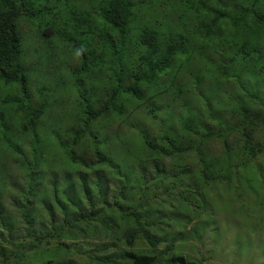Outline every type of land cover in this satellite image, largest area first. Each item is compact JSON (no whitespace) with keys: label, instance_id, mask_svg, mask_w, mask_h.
Segmentation results:
<instances>
[{"label":"trees","instance_id":"obj_1","mask_svg":"<svg viewBox=\"0 0 264 264\" xmlns=\"http://www.w3.org/2000/svg\"><path fill=\"white\" fill-rule=\"evenodd\" d=\"M21 24L34 28L28 29L29 42L32 43L30 49L37 56L50 60L47 53L53 55L55 47L63 46L78 58L76 65H67L73 97L77 99L74 111L67 112L71 119L67 121L61 114L54 116L49 120L51 125L48 129H43L40 124L42 119L46 121L49 118L52 104L42 91L38 103H34L27 88L31 73L27 68L28 55ZM204 50L209 68L206 75L210 77L217 72L221 78L233 80L242 98L229 100L228 95L219 92L214 83L206 79L208 77L204 79L206 84L202 85L195 75L191 78V85L185 86L189 90L182 87L176 93H186L192 103L190 91L199 86L206 90L204 96L208 100L204 102L205 112L199 110L194 116L197 120L186 118L183 121V129L192 136L189 143L180 144L168 128L169 132L163 131L160 135L168 145L167 150L155 147V141L149 138V130L138 131V139L144 149L158 150L177 160L185 157L182 153L185 151H193L198 157L197 162L202 167L198 186L192 185L194 179L186 185H181L182 180H174L179 175L190 174V163L177 162L180 169L172 170L171 175L174 189L180 187L172 194L196 209L197 215L209 210L204 204L208 188L205 190L204 187L209 185V189H216L222 184L229 190L230 178L226 174L223 178L220 173L226 172L229 167L234 176L239 170H245L248 177L246 180L245 176L242 178L247 189H243L249 196H244V192L235 186L238 189L236 201H239L238 209L249 218L256 199L263 200V196L256 194L259 185L252 181L254 176L249 169L256 171L254 165L264 157V0H0V106L9 109L7 114L0 113L2 158L7 160L5 152H10L11 156L12 151H19V136H39V143L54 152L52 166L43 186L51 183L54 199L63 209H76L75 217L78 220H93L101 212H93L97 205L93 196L97 197L99 192H89L79 187L82 196L77 192L71 195L69 191L62 195L58 193L57 183L63 181L64 187L73 179L77 183L85 182L96 165L111 164L101 151L100 146L105 141L101 137L102 132L95 130L103 127L95 126L121 118L123 106L127 104H148L150 117L159 120V108L153 106L152 95L147 90L158 87L159 80L170 71L178 73L188 61L202 57ZM55 65L53 73L56 78L52 83L62 91L64 77L57 70L59 64ZM95 84L99 90L102 89L96 100L88 95V90L95 88ZM169 89L170 86L163 84L161 91ZM209 91L208 95L206 92ZM219 95L224 100V108L217 106ZM256 100L259 104L254 107L252 104ZM192 109L195 113V109ZM171 113L169 109L165 115ZM205 114L211 126L204 121ZM64 133H68L69 138L61 147L64 151L56 154L59 146L51 142L56 137L61 139ZM43 134L46 142L40 137ZM212 140H217L221 146V152L215 157L206 154V142ZM237 144L238 151L233 152L232 147ZM81 147L86 152L92 151L93 158L76 157L75 151ZM59 162L63 165L55 167ZM1 167H4L2 163L0 179H4L6 170L1 171ZM79 168L81 174L69 175H75L71 170ZM54 169H61V175ZM154 174L160 172L154 171ZM261 188H264L263 178ZM84 197H87V202L83 201ZM84 204L89 208L86 216L81 214ZM126 214L137 227L132 229L129 225V233L121 236L128 249L123 250V261L115 264H197L172 252L173 240L168 242L164 252L156 248L152 252L133 250L134 240L143 233L142 217L136 209L127 210ZM107 220V217L103 218L106 223ZM106 227H109V223ZM142 236L146 237L152 249L159 244L147 234ZM41 242V237L28 244L25 239L19 244L13 242L10 252L0 246V264H31L17 258L23 255L25 249L30 250ZM97 259L112 262V256ZM198 264L204 263L198 260Z\"/></svg>","mask_w":264,"mask_h":264},{"label":"rangeland","instance_id":"obj_2","mask_svg":"<svg viewBox=\"0 0 264 264\" xmlns=\"http://www.w3.org/2000/svg\"><path fill=\"white\" fill-rule=\"evenodd\" d=\"M30 28L34 30L29 24L21 26L28 55L27 68L31 73L27 88L34 103H38L42 91L52 104L48 122L42 119L40 124L43 129H48L51 125L49 120L54 116L61 114L65 120L71 119L67 112L74 111L77 99L73 97L68 66L76 65L78 58L75 54L68 53L63 46L55 47L53 55L47 53L50 55V60L47 58L44 60L41 55L37 56V53L30 49L32 45L29 42ZM210 47L211 45L207 46L208 49ZM45 56L46 52L43 53V57ZM205 57L207 52L204 50L202 57L191 59L183 68L181 66L178 73L170 71L159 80L158 87L152 86L153 89L147 90L152 95L151 103L159 108V120L150 117L148 104H127L123 106L121 118L104 121L95 126L103 127L95 130L102 132L101 137L105 141L100 146L101 151L111 164L96 165L85 182L77 183L73 179L64 187L63 181L57 183L58 193L62 195L69 191L71 195H76L77 192L82 196L79 187L89 192H99L97 197L93 196L94 202L97 203L93 212L98 210L101 212L93 220H78L75 217L76 209L66 207L63 209V206L54 199L51 183L43 186L52 166L54 152L41 147L44 145L39 143L37 139L39 136L32 135L31 138L28 134L19 136L17 153L12 151L10 156V152H5L7 160L2 158V153L0 154V163L4 165L1 171L6 170V177L0 179V246L6 252H10L14 246L13 242L19 244L25 239L28 244L35 238L41 237L43 242L30 250L25 249L17 260L31 264H115L123 261L121 259L123 250L128 249L122 237L129 233V225L132 229L134 226L137 227L136 224L133 225L126 211L136 209L142 217L143 233L138 234L134 240L135 251L152 252L155 248L163 251L168 242L173 240L171 251L193 263L198 264V260H202L204 264H264V188L260 189L262 178L264 180V157L256 160L257 163L254 165L256 171L249 169V173L254 176L252 181H256L259 185V192L256 194L263 196L262 201L257 198L251 206L249 218L238 209L239 201H236L238 189L235 187L238 186L244 192V196H249L243 189V187L247 189L245 186L247 184L242 178L247 172L239 170L234 176L230 167L226 172L220 173L221 177L225 178L226 174L230 178V187H227L230 189H226L222 184L216 189H212L213 187L209 189V185L204 187L205 190L208 188L205 192L207 199L204 198V204L209 210L197 215L196 209L194 210L184 201H179L172 194L180 187L176 186L174 189L171 175L172 170L180 169V165H176L177 162L190 163V174L182 177L179 175L174 180H182L181 185H186L194 179L195 183L192 185L198 186L202 175L200 172L202 167L197 162L198 157L193 151H185L182 152L185 157L177 160L176 157L164 155L158 150L144 149L138 139V131L149 130V138L155 141V147L167 150L168 145L160 135L161 132H169L170 129L180 144L189 143L188 140L192 136L183 129V121L186 118L197 120L195 117L199 110L205 112L203 106L208 100L204 96L206 90L199 86L198 89L190 91L192 103L187 99L186 93H178L179 97L176 93L179 88L186 89L185 86L191 85V78L195 75L199 77L202 85L206 84L204 79L208 77L206 79H210L219 92L223 91L222 94L228 95L229 100L242 98L233 80L223 79L217 72L210 77L206 75L209 68ZM55 64H59L57 70L64 77L62 91L52 83L56 78L53 73ZM163 84L170 86L171 89L166 92L161 91ZM88 91V95L96 100L101 95L102 89L99 90L95 84V88ZM206 93L209 95L210 91ZM258 104L259 101L256 100L252 106L257 107ZM217 106L224 108V100L220 95ZM192 108L195 109V113ZM169 109L172 113L165 115ZM0 113L7 114L9 109L1 105ZM13 121L17 120L13 119ZM204 121L211 126L207 114L204 115ZM40 137L46 142L44 134ZM68 138L69 134L64 133L61 139L56 137L51 142L59 146L56 148V154L64 151L61 147H64ZM206 143V154L209 157H215L221 152L217 140ZM0 146H2L1 142ZM232 151H238V144L233 145ZM75 155L85 159L87 157V160L93 158L92 151L86 152L84 147L77 149ZM233 158L234 161L237 160L235 156ZM32 164L35 165L34 168ZM59 165L63 164L59 162L55 167ZM54 170L61 175V169ZM71 171L75 172V175L69 174L70 176H78L81 169ZM154 171H159L160 174L156 175ZM247 177L245 176V180ZM83 201L87 202V197H84ZM81 208V214L86 216L89 208L85 204ZM104 217L109 219L107 220L109 227H106ZM143 234H147L159 244L152 249ZM111 256L110 263L97 259Z\"/></svg>","mask_w":264,"mask_h":264},{"label":"clouds","instance_id":"obj_3","mask_svg":"<svg viewBox=\"0 0 264 264\" xmlns=\"http://www.w3.org/2000/svg\"><path fill=\"white\" fill-rule=\"evenodd\" d=\"M23 24H21V26H22ZM21 26H20V28H21ZM43 149H44V146H43Z\"/></svg>","mask_w":264,"mask_h":264}]
</instances>
